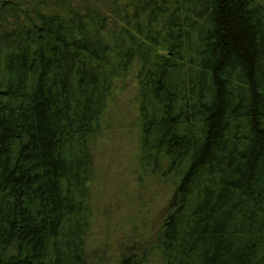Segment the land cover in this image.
<instances>
[{
    "label": "trees",
    "instance_id": "16d2710c",
    "mask_svg": "<svg viewBox=\"0 0 264 264\" xmlns=\"http://www.w3.org/2000/svg\"><path fill=\"white\" fill-rule=\"evenodd\" d=\"M129 85L138 171L170 191L161 264H264V0H0V264H92L95 147Z\"/></svg>",
    "mask_w": 264,
    "mask_h": 264
},
{
    "label": "rangeland",
    "instance_id": "374dc122",
    "mask_svg": "<svg viewBox=\"0 0 264 264\" xmlns=\"http://www.w3.org/2000/svg\"><path fill=\"white\" fill-rule=\"evenodd\" d=\"M135 95V87L129 85L109 108L95 147L94 217L88 241L92 264H115L138 247L147 255L146 264H161L157 250L150 248L155 238L149 234L159 231L170 191L138 171Z\"/></svg>",
    "mask_w": 264,
    "mask_h": 264
}]
</instances>
